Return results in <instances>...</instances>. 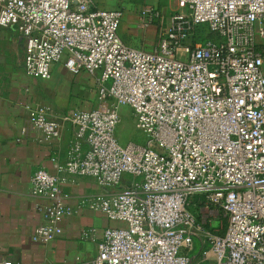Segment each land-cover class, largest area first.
<instances>
[{"label":"built area","instance_id":"built-area-1","mask_svg":"<svg viewBox=\"0 0 264 264\" xmlns=\"http://www.w3.org/2000/svg\"><path fill=\"white\" fill-rule=\"evenodd\" d=\"M141 14V27L166 14L151 50L122 42L119 8L0 0V27L25 39L28 76L48 79L62 62L96 81L97 105L61 117L73 127L65 162L30 179L47 201L34 238L59 237L62 219L87 207L122 225L105 228L82 264H264V0H174ZM201 28L214 38L193 40ZM120 106L140 142H120ZM26 109L44 141L59 137L48 108ZM86 177L116 190L68 204L61 185ZM209 206L226 219L222 234L200 218Z\"/></svg>","mask_w":264,"mask_h":264},{"label":"crops","instance_id":"crops-1","mask_svg":"<svg viewBox=\"0 0 264 264\" xmlns=\"http://www.w3.org/2000/svg\"><path fill=\"white\" fill-rule=\"evenodd\" d=\"M173 2L160 3L155 9L166 11ZM166 25V16L147 27H141L139 17L124 18L119 37L130 47L151 50ZM24 47L25 39L15 27H0V262L82 264L97 254L103 230L122 223L109 221L85 207L62 219L59 237L48 242L36 240V229L45 221L47 201L33 196L30 179L40 168L55 172V164L67 159L73 127L61 117L97 105L95 77L87 72L73 74L62 62L52 64L48 79L28 76L23 66ZM27 104L51 111V117L61 122L59 137L48 142L42 139L40 131L30 126ZM135 130L126 141L137 140L139 132ZM139 135L135 142L141 141ZM115 190L87 177L61 185V191L68 195L66 202L72 206L84 197ZM87 229L94 232L84 238L82 233Z\"/></svg>","mask_w":264,"mask_h":264},{"label":"rangeland","instance_id":"rangeland-1","mask_svg":"<svg viewBox=\"0 0 264 264\" xmlns=\"http://www.w3.org/2000/svg\"><path fill=\"white\" fill-rule=\"evenodd\" d=\"M100 7H104L107 9L111 8H119L124 12L125 20H129L135 17L141 16V10L146 8L155 9L159 6L160 3H167L169 0H95ZM164 17L166 14L163 15ZM202 32H206L205 29L201 30ZM203 37L206 38H214L212 35L205 33ZM199 38L198 33L192 38L193 40H197ZM201 38V36H200ZM119 115L121 118V123L118 126L117 136L121 143L127 142L126 136H130V131L132 129H136L134 117L131 113V110L128 106H120ZM135 130V132H137ZM128 134V135H127ZM137 137L140 138L139 133H137ZM133 140V142L138 141ZM200 218L203 219L205 226L210 229L212 232L216 234H222L226 228V219L223 217V214L220 210L216 209L213 206H209L208 209H203L200 213Z\"/></svg>","mask_w":264,"mask_h":264},{"label":"trees","instance_id":"trees-1","mask_svg":"<svg viewBox=\"0 0 264 264\" xmlns=\"http://www.w3.org/2000/svg\"><path fill=\"white\" fill-rule=\"evenodd\" d=\"M201 29H202V28H201ZM197 33H198V35H199V38L197 39V41H205L206 39H208V38H206V37H203L204 35H206L205 33H208V32H202V31H201V32H198V31H197ZM197 33H196V34H197ZM196 34H195V35H196ZM203 34H204V35H203ZM208 34H209V35H212L211 33H208ZM200 36H201V38H200ZM212 36H213V35H212Z\"/></svg>","mask_w":264,"mask_h":264}]
</instances>
